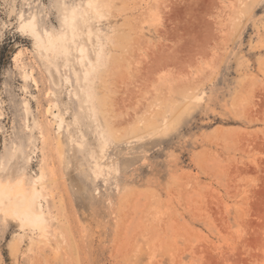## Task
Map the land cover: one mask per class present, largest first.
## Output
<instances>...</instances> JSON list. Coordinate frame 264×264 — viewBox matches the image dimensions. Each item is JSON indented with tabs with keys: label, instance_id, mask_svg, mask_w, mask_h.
<instances>
[{
	"label": "rangeland",
	"instance_id": "374dc122",
	"mask_svg": "<svg viewBox=\"0 0 264 264\" xmlns=\"http://www.w3.org/2000/svg\"><path fill=\"white\" fill-rule=\"evenodd\" d=\"M0 186V264H264V0H0Z\"/></svg>",
	"mask_w": 264,
	"mask_h": 264
},
{
	"label": "bare ground",
	"instance_id": "6f19581e",
	"mask_svg": "<svg viewBox=\"0 0 264 264\" xmlns=\"http://www.w3.org/2000/svg\"><path fill=\"white\" fill-rule=\"evenodd\" d=\"M71 20H73V19L71 18ZM71 20H70V21H71ZM71 22H72V21H71ZM88 99H89V98H88ZM0 189H1V186H0ZM1 190H2V189H1ZM2 196H3V195H2ZM7 200H8V199H7ZM3 202H4V201H3ZM36 206H37V205H36Z\"/></svg>",
	"mask_w": 264,
	"mask_h": 264
}]
</instances>
